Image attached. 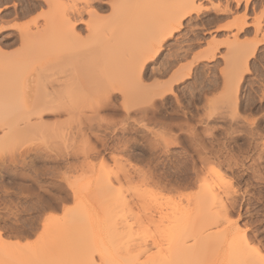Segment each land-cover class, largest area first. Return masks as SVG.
<instances>
[{
    "label": "snow or ice",
    "instance_id": "6c2138e0",
    "mask_svg": "<svg viewBox=\"0 0 264 264\" xmlns=\"http://www.w3.org/2000/svg\"><path fill=\"white\" fill-rule=\"evenodd\" d=\"M54 6L64 10L65 16L69 17L66 20L69 26L74 20L78 26L76 30L81 31L87 27L85 21L99 16L97 8L111 14L110 10L124 4L121 0H112L102 7L93 0H15L13 6V0H0V18L8 21L0 25V62L7 61L8 54L25 48L28 38L45 24L47 13ZM137 6L190 9L174 14L168 27L154 31L152 49L134 70L143 73V81L133 77L134 86L144 96V103L137 105V111L127 115L119 103L122 99L119 94L98 89L88 94L81 92L71 101L62 96L54 103H35L29 109L30 115L38 122H55L48 127L57 141L64 138L61 125L65 135L71 133L76 137L68 148L69 165L74 159L72 153H76L78 163L79 159L100 149V140L89 125H128L137 131V135L144 136L146 142L150 141L155 149L151 160L139 161L141 167L132 176L116 171L109 177L113 192L118 187L123 190L124 184H128L124 204L130 210L139 206V199H144L143 207H150L151 202H155L153 217L157 210L164 212L159 195L146 196V192L150 193L156 187V180L165 184L168 200L178 205L187 204L190 208L191 193L200 194L204 210L203 231L207 237L201 257L169 261L168 264H264V36L260 35L264 33V0H228L226 4L223 0L220 3L146 0ZM76 11L80 15H75ZM221 11L228 15L217 16L216 13ZM210 18L218 23L227 20L231 25L229 34L240 44L226 51L219 41L214 43L217 36L225 33L216 23L209 24ZM5 36L11 37L14 43L6 44ZM76 51L62 46L56 66L37 65L36 71L42 78L53 72L59 73ZM222 52H226L225 58H221ZM157 84L164 92L157 94ZM73 87L79 92L81 83L74 80ZM205 94L207 103L204 102ZM161 100L164 104L178 101L176 111L180 115H166L161 110L153 116L154 109L160 108ZM189 100L203 107L199 111L196 107L189 108ZM220 100L231 107L234 123L218 127L213 134L206 128V121L211 119L210 113ZM142 113L147 115L142 118ZM132 116L136 117L135 122H132ZM38 143L41 148L34 151H46L45 142ZM174 143L180 146L169 150V145ZM60 147L63 149L67 145L61 143ZM28 149V141L22 136L0 144V168L14 165L17 172L25 168L53 179L42 182L44 187L33 186L29 206L23 212L12 203L16 200L13 193L17 189L12 183L0 180L2 264H164L154 259L165 242L169 249L172 247L163 215L155 231H151L149 223L151 235L145 232L147 239L144 241L148 247H142L133 261L117 260L118 249L114 243L107 242L90 244L78 250L72 259L48 258L55 247L49 241L52 225L66 216V206L72 204L73 188L70 177L64 178L43 167L47 163L43 154L34 160L26 159ZM59 168L67 171L63 163ZM257 191L260 194L258 202L252 196ZM241 193H244L243 198ZM117 199L123 200V196H117ZM142 216L143 212L130 211L125 217L132 220L128 228H143L144 221L139 218ZM217 253H224L226 258H209Z\"/></svg>",
    "mask_w": 264,
    "mask_h": 264
},
{
    "label": "rangeland",
    "instance_id": "374dc122",
    "mask_svg": "<svg viewBox=\"0 0 264 264\" xmlns=\"http://www.w3.org/2000/svg\"><path fill=\"white\" fill-rule=\"evenodd\" d=\"M93 2L100 4L102 7L104 3H111L112 0H93ZM121 2L124 4V6L121 8H116L114 10H110L111 14L101 12L100 8H97L96 11L99 12V16L92 18L90 21H85L84 23L86 24L87 27H86V29L81 30V31L76 30V28L78 26L76 25V22L74 20L72 21L71 26H69V24L66 23V20L69 19V17L65 16L64 10L54 6L47 13L45 24L42 25L41 28L37 32L32 33L31 36L28 38L25 48L21 49L17 53H10L9 54V60H7V61L8 62L10 61V63H12L14 60V63H13L14 65L8 63L7 61L4 64H3V62H5V61L0 62V79L7 77L9 73L7 74V72H4V70L9 72L10 69L12 70V71H10V72H12L11 73L12 79L15 82H20V80L17 78L18 75H19L20 79L22 77H25V76L26 77L29 76L30 78H31V76H34V77H36L35 83L37 85V86H35L37 88V89L35 88L36 89L35 91H37V96H36V92H35L34 96L38 97V94L40 93L41 96L44 97L46 91L44 90L45 88H43V86L46 84V81H48V80H49L48 82L53 80V83H51V86L49 85L48 82H47L48 84L45 85V86L49 85L48 87L50 90H52L51 87H54V89H55V87H57V86L60 87L61 84H62V86H61V89H62L63 83H64L63 81L66 80L64 83V85L66 84V86L68 85L67 82H69L70 80H71L70 82L72 84V82L74 80L72 77H74V75L76 74L77 76L75 75V78L77 79V81H79L81 83V87H82V89H80V91H79L80 94H81V92L82 93L85 92L88 94V93L93 92L94 89L98 90V89H102L104 87V86L100 87V85L102 83L94 85L95 81L100 82L101 80L107 79V78L109 79V81H112V80H114L113 77L117 78V76H119V78H120V71H121V73H122V71L125 72V70L131 66L130 62L134 65L136 64V66H137L136 62L138 60L144 58L146 56L145 53H148L150 51V49H152V47H153V43H151L152 44V45L150 44L151 47L149 48L147 46V48H146L145 47L146 43L143 44V42H141V41L138 44L136 43L138 45V46H136L134 44V42L138 38L135 39L133 42L131 40L133 38H131V36H129L130 34L127 35V33H128L127 29L129 28V26H131L130 23L133 22V24H134V21H135V23L137 21L134 18L138 17V16H135L134 18L132 17V15L134 16L133 13L138 8L137 5L144 4L146 2V0H121ZM210 2L220 3L221 0H210ZM223 2L226 4V3H228V0H223ZM14 5H15V0H13V6ZM139 8H141V7H139ZM143 8L145 9V7H143ZM205 8H207V5H205ZM149 10H151L152 12L155 13V14L153 13L152 15H156V16H153L152 17L153 19H151L149 22L145 21V23H142V25H144V24L146 25L148 22L149 24H151V26H152L151 31L154 33V31H156V30H163L164 28L168 27L170 24L171 17L174 14H179L181 12L182 8H179V7L178 8H159V9L158 8H151V9L149 8ZM68 11L71 12L72 10L68 9ZM9 15H11V13H9ZM75 15H80V12L76 11ZM216 15L217 16L228 15V13L226 11H221V12H217ZM140 17H142V16H140ZM141 21H143V20H141ZM7 22L8 21H6L4 18H0V25H3ZM87 22H89V24H87ZM138 22H139V20H138ZM138 22L136 24H138ZM208 23L209 24L216 23L217 27L220 28L221 31H223L225 33L223 36H217L214 40V43L216 41H219L221 47H224L226 49V51L230 47L237 46L240 44V41L237 40V38L235 36H232L229 34V30H230L231 25L229 24V22L227 20L218 23L215 20L210 18L208 20ZM233 23L235 24V23H237V21H233ZM73 24H74V27H73ZM88 26H90V28ZM151 26H150V29H151ZM140 28H138V30ZM256 28L257 29L259 28L258 24L256 25ZM129 31H131V30H129ZM74 32H76L77 34H74ZM123 34H126V35H123ZM260 35L264 36V33H261ZM146 36H148V34ZM146 36H144V37H146ZM253 36L254 37L256 36L255 31L253 32ZM148 39H149V37H148ZM245 39H247V38H245ZM141 40H142V37H141ZM149 40H151V39H149ZM4 42H6V44L7 43H14V40L11 37L5 36ZM107 43H108V46H107ZM149 43H150V41H149ZM29 44H31V45L29 46ZM62 46H68V47H71L77 51L68 60V62L62 66L61 71L59 73L53 72L51 76L42 79L41 75L36 71L37 65L47 66L49 68L56 66L57 59H58V53H59ZM106 46L108 48H106ZM148 49H149V51H148ZM134 51H136V54L138 56L135 53H132ZM237 51H238V49H237ZM135 55L139 58L138 60H135L136 62H134ZM220 56H221V58H225L226 52H222L220 54ZM119 57L121 58V60L123 59L122 60L123 62H121V64L123 65V68H125V70H122V68L118 69L116 67L117 65H118V67H120V65H121V64L120 65L117 64L118 63L117 58L120 59ZM53 61H56V62H53ZM18 62H21V63L19 64ZM7 63L9 64V66L5 65ZM123 63H125V64H123ZM138 63H139V61H138ZM18 64H19V66H18ZM129 64H130V66H129ZM122 65H121V67H122ZM113 68L115 69L114 73L116 72V68H117V70L119 71V73H118L119 75L116 76L115 75L117 73L116 72L114 74V76L112 77L113 73L111 74V72H112ZM132 69H134V67H132ZM74 70L77 71L79 74H81L83 77L81 78L80 75L78 77V73L75 72ZM129 71L131 72L132 70L130 69ZM74 72H75V74H74ZM105 72H106V74L109 73L108 77H105L106 76ZM130 72L128 74H130ZM20 73H24L25 75L22 74L24 76L21 75V77H20ZM5 74L7 76H5ZM85 75H86V78H85ZM127 75L125 74L126 78H127ZM131 75H132V73H131ZM131 75H129V76L131 77ZM133 75H135V74H133ZM140 76H141V78L136 75V77H137V79H139V81H143V73H141ZM132 77H134V76H132ZM56 78H58V79H56ZM38 79H39V81H38ZM54 79H55V81H57V80L58 81L55 82ZM79 79H81L82 81ZM122 79H124V78H122ZM125 79H124V81H125ZM3 80L4 79H2V81ZM85 80L88 82L89 81L94 82V83H92L93 89L91 87V84L90 85L88 84L89 86L86 84ZM127 80H128L127 81L128 84L133 85V82H130L129 79H127ZM9 81L6 84L7 86L10 84ZM60 81H62V83ZM6 82L4 81L3 83H6ZM144 82L146 83V81H144ZM38 83L40 86L38 85ZM55 83H57L58 85ZM70 85H68V87ZM66 86H64V89H62V90L67 91V89H65ZM58 87H57V89H59ZM68 87H66V88H68ZM134 87L135 86L133 85V88ZM38 88H39V90H38ZM72 88H73V91H72L71 86H70L68 89L69 91H67V92L62 91V92H60V95L57 92V95H58V96L56 95L57 99L62 97L61 96V95H63L62 93H65L63 96H66V97L69 95L70 97L68 96L69 97L68 99L70 101H71V99L73 100V98H74V97H71L72 95L75 94V97H78L79 95H76L77 90H76V93H74V87L72 86ZM81 90H83V91H81ZM41 92H43V93H41ZM72 92H73V94H71ZM156 92H157V94L164 92L163 87L161 85L157 84ZM67 93H68V95H67ZM85 93H83V94H85ZM138 93H139V95L137 96L138 98L136 97L138 99L137 101H135L136 98H134L135 99V100L133 99L134 101L131 99V101L129 100L128 103L126 102L128 105V107H127L128 110L125 107H123V105H122L123 103H121V101H123V99H121V101H119L122 109H124V110L126 109L125 110L126 114L130 115V113L133 111L131 109H133V108H134V111H137V105L144 103L143 93H141L139 90H138ZM54 96H55V94H54ZM3 97H4V95L1 94L0 98H3ZM5 98L6 97H4L3 99H5ZM8 98H10V97H8ZM8 98H6V100H8ZM207 100H208V97L205 94L204 102L207 103ZM152 103H155V101H152ZM177 106H179L178 101H176V102L170 101L168 104H164L163 100H161L160 108H156L153 111V116H155V113L160 112L161 110H163L166 115L179 116L180 113L176 111ZM188 107L189 108L196 107L197 110L199 111L200 108L203 107V105H196L193 100H189ZM28 110H26V111H28ZM129 110H131V112ZM26 111H24V113H26ZM128 111H129V113H128ZM185 111L187 112V109ZM19 114L20 113H18L17 115L11 114L8 116V118L6 117L7 119L3 118V120L0 117V120H2V121H0L1 122L0 125L2 124V127H0V144L12 142V141L16 140L18 137L22 136L24 139H26L28 141V145H29V149L26 152V159L32 158L34 160V159L38 158L41 154H43L45 160L47 161V163H45L43 165V167L46 170H50L52 172L60 173L64 178L70 177V180H71L70 186L73 188L72 204L66 206L67 207V214L63 218V220L60 221V222H62V224L61 225L59 224V226L62 227L64 222L66 220H68L67 215L71 214L70 216L71 217L73 216V218H75V219H77L80 216L79 215L76 218L77 215L75 214L77 212L79 206H81V204L79 203V200H80L81 202L84 203V206H86L87 209H89V211H91V213L93 211V213H92L93 215L90 213L91 217L92 216L96 217V218L92 217L93 221H94V218L96 220V219H98L97 217H99L98 220H100L101 223H100V221L99 222L97 221V223H94V224H95V230L97 228L101 229V230L98 229L96 231L97 233H100L99 236H101V237H99L98 234L96 233L97 234L96 238L98 239L97 242H99V244L101 242L100 240H102V242H104V244H105L107 241H108L107 243H109L110 242L109 238L113 237L112 232H114V235H118V238L120 237L121 240H123L124 237H126L124 235H129L131 229L128 228L130 231L126 232V228L128 227L127 225L132 224V220H128L125 217L130 211H135L137 214H139L140 212H143V216L139 217L140 219H142L144 221L143 228H136L135 230L132 231L133 233H132L131 237L127 236V238H126V239H129L130 241L132 240L131 241L132 244L133 243L136 244V243H139V242L147 239L145 232H148V235H151V231H155L156 224L160 222L161 215L166 217V219L164 221V227H165V229H167L168 224L170 223L169 220L172 219V215H170V214L174 215V213H175V212L172 213L173 210L175 208H178L179 211L181 209L184 211L185 208H188L187 204L178 205L175 203V201L170 202L167 198L168 193L166 191H164L165 184L163 182H161L160 180L155 181L156 187L152 188L150 193L146 192V196L151 195L152 193H155V194L159 195L162 199L163 203L161 206L164 209V212H163L164 214L163 213L161 214V212H159V210H157L155 217H153V215H152V207L156 206L155 202H151L150 207H143V205L145 203L144 199L138 198L139 199V206L134 210L129 209V211H128V208H124V210L127 209L124 211L123 209H121L124 206V203H122V202H124V200L123 201L118 200L117 196H123V199L127 200V197L124 196V193L127 192V188H128L127 183L124 184L123 190L119 189V187L117 188L120 195L117 192H116L117 196H116V193H113L115 196L112 194L113 197H110L111 194L110 195L106 194V193H108L107 192L108 187L106 184L104 185L103 177H101L102 175H104L105 178H107L106 177L107 175L109 176L110 174H114L116 171H119L121 174L126 173L127 175L130 174L129 176H132L136 172V170L141 167V165L139 164V161L151 160L152 156L155 152V149H154L152 143L150 141L146 142V138L144 136L137 135V131L134 128H130L128 125H125L123 127H114L108 123H104V124L97 123L95 125H89V127L94 128L95 136L99 138L100 143H101V139H102V143L100 144V149H103V147H104V149L102 152L100 151V149L99 150L97 149L98 150V151L96 150L97 152L94 151L92 154H90L84 158L79 159L78 163L75 160L76 153H72V156L74 159H73V162L69 165L67 163L68 159H69L68 148L71 146V140L75 139L76 137L71 135V133H68L67 135H65L63 133V125H61V135L64 138L62 139V141H57V140L53 139V133L50 130V128L48 127L49 124H52L55 122H48V121H42L41 120L40 121L41 124H39L37 119L31 117L30 120L26 121L27 118L25 119V117H23V114H22V116L20 115V117H23L24 119L23 118L21 119L18 116ZM191 114L193 116L195 115V113H191ZM25 115H27V114H25ZM146 115H147V113L141 114L142 117L146 116ZM210 115H211L212 121L207 120L206 121V127H208V129L211 130L213 133H215V131L217 130L218 127L224 126L225 124H227V122L234 123L233 120H232V122L230 120H228L229 118L231 119V107L228 105H225L223 100L218 101L217 107L215 108L214 111H212L210 113ZM223 115H225V116H223ZM218 116L219 117L221 116V117L219 118ZM228 116H230V117L228 118ZM17 118L21 119V120L19 119L22 122V123L19 122L21 125L19 123H18L19 125L16 123ZM220 119H221V121H220ZM24 120H25V124L23 122ZM32 120L35 121L36 123L35 124L32 123L33 122ZM131 120H132V122H135L136 117L132 116ZM30 121H32V122L30 123ZM222 121H223V123H222ZM7 123H9V124H7ZM27 123H29V126ZM30 124L32 126H30ZM33 124H34V126H33ZM37 124H38V126H37ZM229 124H227V125H229ZM216 125H221V126L216 127ZM100 131H102V132H100ZM106 134H108V135H106ZM130 134H132V135H130ZM125 135H126V137H125ZM120 136H121V138L125 137L126 139L124 138L125 140L123 142H121L120 141L121 139H119ZM114 137H115V139H113ZM40 141L45 142L44 148L46 149V151H43L42 153L38 152V151H34L36 149L41 148V145L38 143ZM103 142H108V145L107 146L103 145L104 144ZM61 143L67 145V147H64L62 149L60 147ZM117 144H118V146H117ZM178 146H180L179 143L171 144V145H169V150L174 149ZM62 163L64 164V168H66L67 171H65L62 168H59V165H61ZM14 168H15L14 165H5L3 168H0V180H5V181L12 183L14 185V187L17 189V191L13 193V195L16 196V200L12 201V203L16 209L23 212V211L27 210V208L29 206L28 200H29L30 193L34 190L33 186L44 187L45 185L42 182L51 181L53 179V177L48 176V175H36L35 171H28L25 168H21V170L19 172H17L14 170ZM92 168H93L94 173L91 172ZM109 177L107 178L108 179L107 181H109ZM108 186L110 189V185H108ZM245 187L247 188V184H245ZM105 194L107 195V197L109 196L110 198H107ZM195 194H196V192L191 193V200L194 199L193 197H195L197 195V194L196 195ZM243 195H244V193H241L242 198H243ZM198 196H199V194H198ZM252 196L254 197L255 201H257V202L259 201L260 194L258 191L256 193H253ZM95 197H97V198H95ZM102 199L104 200V202H101ZM107 199H109V200H107ZM197 199L195 198V200H197ZM84 200L86 203L84 202ZM192 202H193V200L191 201V206L195 205V203L193 204ZM241 202H243V199L241 200ZM170 203H171V207H169ZM120 205H122V206L120 207ZM252 206L254 207V205H252ZM194 207L192 206L193 209H194ZM192 208L190 207L187 210L189 211ZM105 209L109 213L107 211H105ZM175 210L177 211V209H175ZM187 210H186V212H188ZM194 210H196V209H194ZM193 211L190 210L191 213H193ZM124 213H127V214L125 216H122V214H124ZM106 215H108L107 220H108V217H110L109 223H111V224H109L108 222L107 223H108V228L110 227L112 232L109 231L110 228L109 229L107 227L105 228V224L107 221V220H105ZM169 215L171 217H168ZM167 219H168V221H167ZM84 223H85V221H84ZM149 223H151V231H148ZM75 224H77V223H75ZM97 224H99V225H97ZM77 225H80L82 227V224H80V223ZM83 225H84L83 228L86 231L85 226H87V224H83ZM100 225L103 229L100 227ZM117 225H118V227H117ZM55 226H56V224H55ZM67 226L64 230H65V232L70 234L71 238L69 237L68 239L72 240L73 245L71 243L70 244L67 243L68 248H67V246H64V245L62 247H60L62 245L61 244L62 242L60 243L58 239L59 238L61 239V236H63L64 233L59 238H58V235H56V234H61L62 232L61 233H59V232L55 233V235L58 239H54V238H56L55 235H52V236H50L51 238H49L50 242L51 241L53 242V240H54V242H56V240H58L56 244L53 242V244L55 246L53 253H54V257L56 256V258H58L59 254H60L59 256H61V251H64V249L66 247L65 250L71 248L69 250L70 251L72 250V251L71 252L68 251V253H67V255H65V257L67 256L66 259L67 258L71 259V256L74 255V250L72 248H74L78 244L77 240L80 239L79 238L80 233H79V235H78L79 239L77 238V240H73L74 235L72 236V234H74L73 231H75L74 230L75 228L77 230V227H75L76 225H74V227H73L74 229L72 228V230L69 227V225H67ZM53 227H54V225H53ZM81 227H80V230H81ZM88 228L90 230L89 232H91V224H90V227H88ZM104 228L106 229V231ZM59 229L61 230V228H59ZM57 230L53 231V233L56 232ZM101 231L104 235L101 233ZM121 231L124 234L121 233ZM80 232H83V230ZM68 234H67V236H68ZM86 234H88V236H90L91 233H85V235ZM121 234L124 237H122ZM81 235H82V233H81ZM108 235H111V237ZM83 236L84 235H82V237ZM114 237L117 240V236H114ZM99 238H100V240H99ZM82 239H84V240H82ZM82 239H80L79 241L81 243L84 241L83 243H85V245H83V243H82V245H79L80 244L79 243L78 249L83 247V246H86V242H85L86 236H84V238H82ZM112 239H110V240H112L111 242H114V244H116L115 243L116 240L114 238H112ZM73 241H76V243H75L76 245H74ZM120 241L119 242L116 241V242H118L120 244ZM123 241H128V240H123ZM123 243H125V242H123ZM128 244L126 243V245H128ZM166 246H168L167 242L164 243L163 248H166ZM84 248H86V247H84ZM63 254L64 253L62 252V256H63ZM217 254L220 255L222 253H217ZM50 255H53V254L51 253ZM50 255H49V257L52 258ZM56 258H54V259H56ZM72 258H74V257H72Z\"/></svg>",
    "mask_w": 264,
    "mask_h": 264
},
{
    "label": "bare ground",
    "instance_id": "6f19581e",
    "mask_svg": "<svg viewBox=\"0 0 264 264\" xmlns=\"http://www.w3.org/2000/svg\"><path fill=\"white\" fill-rule=\"evenodd\" d=\"M119 8H121V7H119ZM142 8V9H141ZM141 8H137L136 10H135V12L133 13L134 14V16L132 15V17L134 18L135 16H138V17H135L134 19L135 20H137L136 21V23L138 22V20H139V22H138V24H136L135 23V21H134V24H133V22L132 23H130L131 24V26H129V30H131V31H129L128 29H127V35H129V36H131V38H133V39H131L133 42H134V40L135 39H137V40H135V42H134V44L136 45V46H138L137 44L138 43H140V41L141 42H143V44H145L146 46V48H147V46L150 48L151 46H150V44L152 43V39H153V32L151 31L152 30V26H151V24H149L148 22L151 20V19H153L152 17L153 16H156V15H152L154 12H152L151 10H149V8H143V7H141ZM144 9V10H143ZM151 9V8H150ZM159 9V8H158ZM148 10V11H147ZM153 10V9H152ZM161 10V9H160ZM190 9H187V8H182V10H181V12L180 13H183V12H187V11H189ZM147 11V12H146ZM155 11V10H154ZM157 12V11H156ZM155 14V13H154ZM140 16H142V17H140ZM151 17V18H150ZM139 18V19H138ZM145 19V20H144ZM147 19V20H146ZM149 19V20H148ZM141 20H143V21H141ZM145 21H148L147 22V24L145 25H142V23H145ZM87 24H89V22H87ZM138 26V27H137ZM150 26H151V29H150ZM73 27H74V24H73ZM89 28H90V26H88ZM142 29H141V28ZM138 28H140L139 30H138ZM75 29V28H74ZM138 30V31H137ZM74 34H77L76 32H74ZM139 34V35H138ZM141 34V35H140ZM148 34V36H146ZM123 35H126V34H123ZM134 35V36H133ZM151 35V36H150ZM139 36V37H138ZM144 36H146V37H144ZM141 37H142V40H141ZM144 37V38H143ZM148 37H149V39H151V40H149L148 39ZM151 37V38H150ZM144 40V41H143ZM149 41H150V43H149ZM108 42V41H107ZM110 43V42H109ZM137 43V44H136ZM31 44H29V46H30ZM152 45V44H151ZM107 46H108V43H107ZM106 46V48H108ZM110 46V45H109ZM136 48V47H135ZM147 50V49H146ZM151 50V49H150ZM148 51H149V49H148ZM132 53H135L136 54V51H134V52H132ZM146 55L148 54V53H145ZM9 55V54H8ZM137 55V54H136ZM135 55V58H134V62H136L135 60H138L139 58L137 57ZM11 56V55H10ZM133 56V55H132ZM143 57V56H142ZM120 58V57H119ZM11 59V58H10ZM9 60V59H8ZM117 64H121V62H123L122 60H121V58L120 59H118L117 58ZM120 60V61H119ZM12 61V60H11ZM125 61V60H124ZM138 61H140V60H138ZM138 61L136 62L137 64H138ZM8 62V61H7ZM53 62H56V61H53ZM126 62V61H125ZM4 63H6V61L5 62H3V64ZM8 63H10V61L8 62ZM5 64V65H8L9 66V64ZM14 63V60H13V62L12 63H10V64H13ZM19 64L21 63V62H18ZM19 64H18V66H19ZM123 64H125V63H123ZM130 64H131V66L132 67H134V69H132V67L130 66ZM130 64H129V66L130 67H126L127 69V71L125 70V68H123V65H122V67H121V65H120V67H118V65L116 66L118 69H120V68H122V70H125V72L124 71H122V73H121V71H120V78H119V76H117V75H119L118 73H119V71L117 70V68H116V74L114 73V71H115V69L113 68V70H112V72H111V74L113 73V75H112V77L114 76V74L117 76V78H114L113 77V79L114 80H112V81H109V79L107 78V79H103V80H101L100 82L99 81H95V84L94 85H97V84H101L100 85V87L102 86H104L102 89L103 90H106V91H110L111 92V94L112 95H117V94H119V96L123 99V101H121V103H123L122 105H123V107H125L127 110H128V105H127V103H128V101L130 100L131 101V99L133 100L134 98H136L138 95H139V93H138V89L136 88V87H134L133 88V85H131V84H128V80L127 79H129L130 80V82H133V77L132 76H134L136 79H137V77H136V75L137 76H139L140 78H141V73L142 72H140V73H137L136 74V72L134 71L135 70V67H136V64L134 65V64H132L131 62H130ZM2 65V64H1ZM14 65V64H13ZM126 66V65H125ZM11 68V67H10ZM132 70L131 72L129 71V70ZM10 71H12L11 69H10ZM8 72V71H5L4 70V72H7V74H8V76L5 74V76H7V77H5V78H2V79H4L3 81H2V79H0V95L1 94H3L4 95V97H6V98H8V97H10V98H8V100H6V98L5 99H3V98H0V117L2 118V120H3V118H5V119H7L8 118V116L9 115H11V114H14V115H17L18 113H20L18 116L20 117V115L22 116V114H23V117H25V119H26V121L27 120H30V118L32 117L31 115H30V112H29V108H31V106L33 105V104H35V103H48V104H50V103H54L56 100H57V92L59 93V95H60V92H62V91H65V90H62V89H64V86H66V84L64 85V83H65V81H63L64 83H63V88L61 89V86H62V81H60L59 83L61 84V86L60 87H58L59 89H57V87H55V89H54V87H51V89L52 90H50L49 89V85L51 86V83H53V80H51L50 82H48V81H46V84H48L49 83V85H47V86H45L44 84V86H43V88H45L44 90L46 91V93H45V96L44 97H42L41 96V94L39 93L38 94V97H36L37 96V91H35L37 88L35 87V86H37L36 85V83H35V80H36V77H34V76H31V78L29 77V76H25V77H22L21 79L19 78V75H18V79L20 80V82H15L13 79H12V75H11V73L12 72ZM75 71V70H74ZM75 72H77V71H75ZM75 72H74V74H75ZM127 72V73H126ZM130 72V74H128ZM25 73V72H24ZM24 73H20V77H21V75L22 74H24ZM35 73V72H34ZM78 73V72H77ZM131 73H132V75H131ZM30 74V73H29ZM71 74V73H70ZM73 74V73H72ZM73 74V75H74ZM109 74V73H108ZM108 74H106V72H105V77H108ZM125 74L127 75V78L125 77ZM133 74H135V75H133ZM25 75V74H24ZM24 75H22V76H24ZM28 75V74H27ZM76 75V74H75ZM75 75H74V77H72L74 80L76 79L75 78ZM79 75L81 76V78L83 77L81 74H79L78 73V77H79ZM122 75V76H121ZM129 75H131V77L129 76ZM11 76V77H10ZM77 76V75H76ZM115 76V77H116ZM124 76V77H123ZM38 77V76H37ZM111 77V78H112ZM71 78V79H72ZM122 78H126L125 79V81H124V79H122ZM6 79V80H5ZM43 79V78H42ZM56 79H58V78H56ZM69 79V78H68ZM118 79V80H117ZM122 79V80H121ZM10 80V81H9ZM60 80V79H59ZM70 80V79H69ZM73 80V81H74ZM79 80H81V79H79ZM138 81H139V79H137ZM141 80V79H140ZM6 82V83H3V82ZM8 81L10 82V84L7 86L6 84L8 83ZM38 81H39V79H38ZM54 81H55V79H54ZM58 81V80H57ZM57 81H55V82H57ZM71 81V80H70ZM69 81V82H70ZM76 81H77V79H76ZM82 81V80H81ZM86 81V80H85ZM103 81V82H102ZM109 81V82H108ZM15 82V83H14ZM43 82V81H42ZM45 82V81H44ZM48 82V83H47ZM69 82H67V84L68 85H70L71 84V82L69 83ZM84 82V81H83ZM82 82V83H83ZM41 83V82H40ZM92 83H94V82H88V81H86V84L88 85H90L91 84V87L93 86L92 85ZM42 84V83H41ZM55 84H57V83H55ZM54 84V85H55ZM59 84V85H60ZM38 85H39V83H38ZM58 85V84H57ZM68 85L66 86V87H68ZM85 85V84H84ZM88 85V86H89ZM40 86V85H39ZM53 86V85H52ZM56 86V85H55ZM71 86V89H72V91H73V88H72V86H73V82H72V84L70 85ZM69 86V87H70ZM87 86V87H88ZM65 87V89H67V91H69L68 89H69V87L68 88H66ZM36 88V89H35ZM81 89H82V87H81ZM88 89V88H87ZM92 89H93V87H92ZM38 90H39V88H38ZM43 90V91H44ZM90 90V89H89ZM67 91H65V92H67ZM81 91H83V90H81ZM94 91H95V89H94ZM11 94H9V93ZM35 92H36V96H34L35 95ZM160 92V91H159ZM41 93H43V92H41ZM74 93H76V89L74 88ZM83 93H85V92H83ZM162 93V92H161ZM8 94V95H7ZM54 94H55V96H54ZM63 95L65 94V93H62ZM71 94H73V92L71 93ZM85 94H87V93H85ZM160 94V93H159ZM6 95V96H5ZM40 95V96H39ZM57 95V96H56ZM63 95H61V96H63ZM67 95H68V93H67ZM76 95H80V92L78 93V91H77V94ZM69 96V95H68ZM67 96V97H68ZM36 97V98H35ZM60 97V96H59ZM70 97V96H69ZM68 97V98H69ZM71 97H75V94L74 95H72ZM140 97V96H139ZM138 98V97H137ZM136 98V100L135 101H137L138 99ZM72 100V99H71ZM133 100V101H134ZM127 102V103H126ZM135 106V105H134ZM130 107V106H129ZM166 108V107H165ZM164 108V109H165ZM25 109V110H24ZM125 109V110H126ZM130 109V108H129ZM136 109V108H135ZM26 110H28V111H26ZM131 110H133L134 111V108L133 109H131ZM131 110H130V112H131ZM155 110V109H154ZM159 110V109H158ZM24 111H26V113H24ZM23 112V113H22ZM128 113H129V111H128ZM25 114H27V115H25ZM131 114V113H130ZM145 114V113H144ZM156 114V113H155ZM128 115V114H127ZM27 116V117H26ZM195 116V115H194ZM223 116H225V115H223ZM7 117V118H6ZM23 117H20L21 119L23 118ZM219 117V116H218ZM221 117V116H220ZM219 117V118H220ZM230 116H228V118H229ZM20 118H17V120H16V123L18 124L19 122H21L20 120ZM143 118V117H142ZM214 118V117H213ZM226 118V117H225ZM20 119V120H19ZM24 119V118H23ZM217 119V118H216ZM224 119V118H223ZM2 120H0V121H2ZM208 120H211V119H208ZM219 120V119H218ZM226 120V119H225ZM224 120V121H225ZM228 120H230L231 122H232V118L230 119H228ZM33 121V120H32ZM32 121H30V123L32 122ZM212 121V120H211ZM220 121H221V119H220ZM24 122V124H25V120L23 121ZM1 123V122H0ZM22 123V122H21ZM32 123H36L35 121H33ZM39 124H41L40 122H38ZM222 123H223V121H222ZM225 123V122H224ZM230 122H227V124H229ZM7 124H9V123H7ZM11 124V123H10ZM20 124V123H19ZM18 124V125H19ZM28 124V126H29V123H27ZM34 124H33V126H34ZM233 123H230L229 125H232ZM21 125V124H20ZM27 126V125H26ZM30 126H32L31 124H30ZM37 126H38V124H37ZM217 126H221V125H216V127ZM0 127H2V124L0 125ZM221 127H223V126H221ZM91 128V127H90ZM207 129H208V127H206ZM100 130V129H99ZM213 130V129H212ZM216 130V129H215ZM95 131V130H94ZM128 131V130H127ZM131 131V130H130ZM134 131V130H133ZM100 132H102V131H100ZM99 132V133H100ZM126 132V131H125ZM132 132V131H131ZM95 134V133H94ZM115 134V133H114ZM120 134V133H119ZM122 134V133H121ZM214 134V133H213ZM106 135H108V134H106ZM128 135V134H127ZM130 135H132V134H130ZM109 137V136H108ZM124 137V136H123ZM125 137H126V135H125ZM124 137V138H125ZM133 137V136H132ZM105 138V137H104ZM118 138V137H117ZM124 138H121V136H120V138L119 139H121L120 141L121 142H123L125 139ZM113 139H115V137L113 138ZM129 140V139H128ZM108 141V140H107ZM101 143H102V139H101ZM100 143V144H101ZM104 144L103 145H108V142H103ZM114 143V142H113ZM119 143V142H118ZM111 144V143H110ZM112 146V145H111ZM117 146H118V144H117ZM109 147V146H108ZM121 148V147H120ZM119 148V149H120ZM103 149H104V147H103ZM115 149V148H114ZM118 149V150H119ZM99 150V149H98ZM97 150V151H98ZM106 150V149H105ZM117 150V149H116ZM96 151V152H97ZM114 151V150H113ZM100 154V153H99ZM97 155V154H96ZM110 155V154H109ZM99 158V157H98ZM91 172L92 173H94L93 172V168H92V170H91ZM126 174V173H125ZM130 175V174H129ZM110 176V175H109ZM108 175L106 176L107 178L109 177ZM101 177H103V181H104V185L106 184L107 185V192L108 193H106L107 195L109 194H111L110 195V197H113V193H119L118 192V190L116 191V192H113V191H111V188L109 189V186L108 185H110V180L109 181H107L108 179L107 178H105V176L104 175H102ZM100 177V178H101ZM111 191V192H110ZM117 193H116V196H117ZM105 194V195H106ZM113 194V195H112ZM197 194V195H196ZM195 195V197H193L194 199H192L193 200V204L195 203V205L197 206H195V205H192L193 207H194V209H196V210H194L193 208H192V206H191V208L192 209H190V210H194L193 211V213H191L190 212V210L188 211L187 209H189V207L188 208H185V212L181 209L180 211H179V209L178 208H175V209H177V211L175 210H173V212L172 213H174V215L173 214H170V215H172V219H170L169 220V224H168V227H167V231H166V235H171V238H172V247H171V249H169V247L168 246H166V248H163L161 251H160V254H159V256H156V257H154V259H156V260H160V261H162V262H164V264H168V262L169 261H176V262H181V261H185V260H190V259H196V258H200L201 257V254H202V249H203V244H204V242H205V240H206V233L203 231V228H204V215H203V212H204V210H203V205H202V198H201V196H200V194L199 193H196ZM198 194H199V196H198ZM107 195H106V197H107ZM119 195H120V193H119ZM115 196V195H114ZM109 196L107 197V198H110ZM200 197V198H199ZM95 198H97V197H95ZM116 198V197H115ZM195 198L197 199V200H195ZM78 199V198H77ZM83 199V198H82ZM113 199V198H112ZM111 199V200H112ZM100 200V199H99ZM107 200H109V199H107ZM114 200V199H113ZM123 200H125V199H123ZM122 200V201H123ZM191 200V201H192ZM116 201V200H115ZM84 202H85V200H84ZM96 202V201H95ZM101 202H104V200L102 199V201ZM100 202V203H101ZM118 202V201H117ZM79 203L81 204V206H79V208H78V210H77V212L75 213L77 216H76V218L77 219H75V218H73V216L71 217L70 215H67V217H68V220H66L65 222H64V224L62 225V227L61 226H59V224L61 225L62 224V222H59V223H54L53 225H54V227H53V225H52V232H51V234H50V236H52V235H55V233H57V232H59V233H61V234H56V235H58V238L64 233V235L63 236H61V239L59 238H57L56 237V235H55V237L56 238H54V239H58L59 240V242L62 244L60 247H62L63 245L64 246H67L68 244L67 243H71L72 245H73V243H72V240L71 239H68L69 237H70V234H68L67 232H65V228H66V226L67 225H69V227L71 228V230H72V228L74 227V225H76L75 227H77V230H76V228L74 229L75 231H73L74 232V234H72V236L74 235V239L73 240H77V238H78V235H79V233H80V236H79V238L80 239H82V238H84V236H86V240H85V242H86V246H83V247H81V248H79L78 249V247H79V245H82V243L84 242H80L79 240H77L78 242V244L76 245L75 243H76V241H73L74 242V245H76L74 248H72L73 250H74V255L73 256H71V259H72V257H74L75 258V253L78 251V250H80V249H82V248H84V247H87L88 245H90V244H97V245H103L104 244V242H102V240H100V238H99V240L102 242H100V244H99V242H97V238H96V236H97V234H98V236H99V234L100 233H97L96 231L98 230V229H100V228H97L96 230H95V224L94 223H97V221L99 222L100 220H98L99 219V217H97L98 219H96L95 220V216H92V217H95L94 218V221L92 220V217H91V214L93 213V211H92V213H91V211H89V209H87V207L86 206H84V203L83 202H81L80 200H79ZM86 203V202H85ZM91 203V202H90ZM97 203V202H96ZM121 203V202H120ZM122 203H124V202H122ZM89 204V203H88ZM87 204V205H88ZM98 204V203H97ZM104 205V204H103ZM123 205V204H122ZM122 205H120V207L122 206ZM96 206V205H95ZM124 206H125V204H124ZM122 207L121 209H123L124 210V208H126V207ZM90 207V206H89ZM88 207V208H89ZM93 207V206H92ZM91 207V208H92ZM105 207V206H104ZM107 209V208H106ZM105 209V211H107ZM125 210H127V209H125ZM124 210V211H125ZM186 210L188 211V212H186ZM123 211V212H124ZM128 211H129V209H128ZM183 211V212H182ZM108 212V211H107ZM106 212V213H107ZM160 212V211H159ZM190 212V213H189ZM91 213V214H90ZM109 213V212H108ZM95 214V213H94ZM127 213H124V214H122V216H125ZM162 214V213H161ZM164 214V213H163ZM74 215V214H73ZM93 215V214H92ZM168 216V217H171V216ZM107 216L108 215H106L105 217V220H107ZM109 218L110 217H108V220L106 221V224H105V228L107 227L108 228V223H109ZM85 221V223H84V221ZM75 220V221H74ZM82 221V222H81ZM90 221V222H89ZM167 221H168V219H167ZM77 223V224H82V227L80 226V225H77V224H75V223ZM108 222V223H107ZM100 223H101V221H100ZM55 224H56V226H55ZM83 224H87V226L88 227H90V224H91V232H89L90 230H89V228L87 227V226H85V228H86V231L84 230V228H83ZM109 224H111V223H109ZM97 225H99V224H97ZM96 225V226H97ZM58 226V227H57ZM103 226V225H102ZM128 226V225H127ZM126 226V227H127ZM68 227V226H67ZM79 227V228H78ZM80 227H81V230H80ZM100 227H101V225H100ZM104 227V226H103ZM112 227V226H111ZM59 228H61V230L59 229ZM102 228V227H101ZM104 228V229H105ZM110 228V227H109ZM108 228V229H109ZM58 229V230H57ZM88 229V230H87ZM103 229V228H102ZM107 229V230H108ZM55 230H57L56 232H54L53 233V231H55ZM70 230V229H69ZM83 230V232H80V231H82ZM101 230V229H100ZM85 231V232H84ZM103 231V230H102ZM102 231H101V233H102ZM105 231H106V229H105ZM109 231L110 232H112L111 231V228L109 229ZM123 231V230H122ZM121 231V233H123ZM130 230L128 229V227L126 228V232H129ZM133 231V229H131V231H130V233H129V235H124V236H126V237H124L122 234V237H124V239L123 240H128V241H123V240H121V238L119 239L118 238V235H114V232H112V235H113V237L112 238H114L115 240H116V238L114 237V236H117V240L116 241H120V244L118 243V242H116L115 240V246H116V248L118 249V252H117V254H116V256H115V258L117 259V260H121V261H133V260H135L136 258H137V254H140L141 253V249H142V247L144 248V249H147V247H148V244L147 243H144V241L146 240H143V241H141V242H139V243H133L132 244V240L130 241L129 239H126L127 238V236H130L131 237V235H132V232ZM108 232V231H107ZM109 232V233H110ZM81 233H82V235H84L83 237H82V235H81ZM85 233H91L90 234V236H88V234H86L85 235ZM97 233V234H96ZM67 234H68V236H67ZM103 234V233H102ZM124 234V233H123ZM104 235V234H103ZM102 235V236H103ZM108 236H110L111 237V235H108ZM63 237V238H62ZM82 237V238H81ZM99 237H101V236H99ZM49 238H51V237H49ZM65 238V239H64ZM71 238V237H70ZM104 238V237H103ZM112 238H109V243L111 244V243H114V242H111L113 239ZM129 238V237H128ZM63 239V240H62ZM102 239V238H101ZM110 239H112V240H110ZM50 240V239H49ZM53 240V239H52ZM58 240H56V242H54V240H53V242L56 244L57 243V241ZM66 240V241H65ZM82 240H84V239H82ZM81 240V241H82ZM70 241V242H69ZM104 241V240H103ZM125 242V243H123V242ZM52 242V241H51ZM52 242V243H53ZM66 242V243H65ZM108 242V241H107ZM131 242V243H130ZM126 243L128 244V245H126ZM123 244V245H122ZM131 244V245H130ZM83 245H85V243H83ZM168 245V244H167ZM70 247V246H69ZM72 247V246H71ZM64 248V247H63ZM67 248H68V246H67ZM65 249H66V247H65ZM64 249V251H61V256H59L58 255V258L59 259H66V257H65V255H67V253H68V251H70L69 249H71V248H69V249H67V250H65ZM57 250V249H56ZM63 250V249H62ZM59 251V250H58ZM72 251V250H71ZM70 251V252H71ZM62 252L64 253L63 254V256H62ZM52 254L53 255H50L52 258L51 259H54V258H56V256L54 257V253L52 252ZM54 257V258H53ZM61 257V258H60ZM69 257V256H68ZM48 258H50V257H48ZM58 258H56V259H58ZM209 258H212V259H225L226 258V256H225V254L224 253H222V254H220V255H218V254H216L215 256H212V257H209ZM68 259V258H67ZM70 259V258H69ZM145 259H148V257L146 256L145 257ZM1 264H2V262H0Z\"/></svg>",
    "mask_w": 264,
    "mask_h": 264
}]
</instances>
